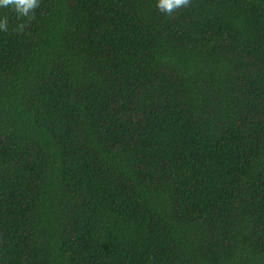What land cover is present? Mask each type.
I'll list each match as a JSON object with an SVG mask.
<instances>
[{"label":"trees","instance_id":"trees-1","mask_svg":"<svg viewBox=\"0 0 264 264\" xmlns=\"http://www.w3.org/2000/svg\"><path fill=\"white\" fill-rule=\"evenodd\" d=\"M157 2L0 8V264H264V0Z\"/></svg>","mask_w":264,"mask_h":264},{"label":"clouds","instance_id":"clouds-1","mask_svg":"<svg viewBox=\"0 0 264 264\" xmlns=\"http://www.w3.org/2000/svg\"><path fill=\"white\" fill-rule=\"evenodd\" d=\"M40 0H0V8L12 9L18 17L31 18L30 14L39 7ZM190 0H158L157 7L165 14H171L176 9L186 7ZM7 17H0V32L8 31ZM20 30L24 25L18 26Z\"/></svg>","mask_w":264,"mask_h":264}]
</instances>
